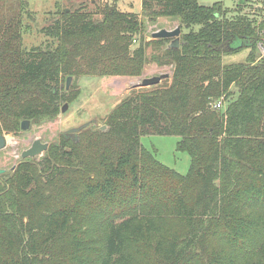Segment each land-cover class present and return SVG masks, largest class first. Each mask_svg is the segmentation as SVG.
Wrapping results in <instances>:
<instances>
[{
	"label": "trees",
	"instance_id": "1",
	"mask_svg": "<svg viewBox=\"0 0 264 264\" xmlns=\"http://www.w3.org/2000/svg\"><path fill=\"white\" fill-rule=\"evenodd\" d=\"M116 2L57 3L41 29L53 42L28 49L20 9L0 0V135L57 118L74 98L69 76L174 64L132 89L106 131L64 133L0 176V264H264V19L222 1L142 0L141 12ZM143 17L179 18L180 47L146 41ZM245 47V62L223 63ZM149 135L178 136L189 171L159 161Z\"/></svg>",
	"mask_w": 264,
	"mask_h": 264
},
{
	"label": "rangeland",
	"instance_id": "2",
	"mask_svg": "<svg viewBox=\"0 0 264 264\" xmlns=\"http://www.w3.org/2000/svg\"><path fill=\"white\" fill-rule=\"evenodd\" d=\"M107 1L111 3L117 1V7L122 11L141 12L142 9V0H6V5L3 10H9V6L20 9L24 27L23 45L30 49L38 45H47L48 41L53 42V39L45 35L41 29L55 15L57 3L63 7H69L71 3L77 6L83 4L89 10L97 12V7ZM219 1H222L226 7L235 11H240L238 5H243L241 13H250L258 19H264V0H200V3L205 6H210ZM22 3L25 5L21 9ZM235 11L230 15H236L237 12ZM143 21L145 24L144 36L146 41L155 39L152 37L154 31L161 28L172 29L180 24L179 18L160 17L157 21L151 22L143 17ZM183 31H186V29L184 28ZM156 46L159 45L154 43L148 48V55L153 53ZM262 49L264 48H260V52L264 54ZM249 52V47H245L226 54L223 57V63L245 62ZM172 71V65L160 67L156 63H149L143 74L138 77L119 75H81L79 77H72L67 93L71 94L74 98L72 101L62 102V107L68 104L65 112L61 111L58 117L53 120L33 123L29 129L21 130L19 133H4L6 146L0 149V169L5 170V173L2 175L10 174L13 168H16L23 159H30V157L22 158L21 154L31 146L36 138H41L43 142L49 143L50 146L53 143L59 142L63 134L68 130L86 122H90L88 127H99L105 123L109 113L132 89L146 88L140 87L143 78L160 75L162 73H170L171 77ZM64 84L67 85V81ZM141 141L150 152H156L157 159L166 166L175 169L181 174H186L189 171L191 158L187 152L177 150L178 136L149 135L143 136Z\"/></svg>",
	"mask_w": 264,
	"mask_h": 264
},
{
	"label": "water",
	"instance_id": "3",
	"mask_svg": "<svg viewBox=\"0 0 264 264\" xmlns=\"http://www.w3.org/2000/svg\"><path fill=\"white\" fill-rule=\"evenodd\" d=\"M181 32L182 28L180 25L176 26L175 28H161L152 33V37L155 39H161V38H170L171 41L168 44L169 48L177 49L180 47V41H181ZM174 69V64L172 65V70ZM170 77V73H162L160 75L151 76V77H145L142 79L140 83V87H149L152 85L159 84L162 80L167 79ZM72 81V76H69L67 78V88H69L70 83ZM68 107V104H65L62 107V112H65ZM32 122L30 120H24L21 124V130H27L30 128ZM90 122H86L78 127L71 128L68 130L65 135L67 137H72L74 139L77 138V133L81 131L84 128H87L89 126ZM99 129L101 131H106L108 129V126L106 124H103L99 126ZM6 146V138L4 135H0V149L4 148ZM49 143L43 142L41 138H36L30 147L25 149L21 156L22 158H38L41 156L47 149H48ZM5 170L0 169V173H3Z\"/></svg>",
	"mask_w": 264,
	"mask_h": 264
},
{
	"label": "built area",
	"instance_id": "4",
	"mask_svg": "<svg viewBox=\"0 0 264 264\" xmlns=\"http://www.w3.org/2000/svg\"><path fill=\"white\" fill-rule=\"evenodd\" d=\"M261 48H264V46ZM262 50L264 51V49H262ZM221 106H222L221 102L217 103V105H216L217 108H220Z\"/></svg>",
	"mask_w": 264,
	"mask_h": 264
},
{
	"label": "flooded vegetation",
	"instance_id": "5",
	"mask_svg": "<svg viewBox=\"0 0 264 264\" xmlns=\"http://www.w3.org/2000/svg\"><path fill=\"white\" fill-rule=\"evenodd\" d=\"M32 125V124H31ZM24 131V130H23ZM49 147V146H48ZM14 169V168H13ZM3 173H5V171L3 172ZM3 173H0V175H2Z\"/></svg>",
	"mask_w": 264,
	"mask_h": 264
}]
</instances>
